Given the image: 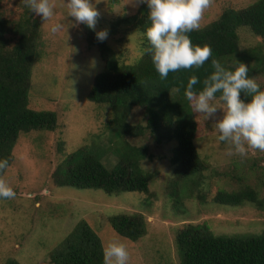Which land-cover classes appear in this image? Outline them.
<instances>
[{"label":"rangeland","instance_id":"rangeland-1","mask_svg":"<svg viewBox=\"0 0 264 264\" xmlns=\"http://www.w3.org/2000/svg\"><path fill=\"white\" fill-rule=\"evenodd\" d=\"M255 0H210L202 14L200 26L218 16L225 7H245ZM54 15L48 20L33 13L25 0H0L4 17L17 19L31 14L39 21L41 45L32 65L28 106L35 110H49L57 114L55 130H28L19 133L12 147V160L0 171L13 188L14 198H0V264L8 258L20 264H52L49 251L83 219L99 236L103 249L109 241L118 240L129 252L128 264H180L175 245V234L186 223H206L215 234L258 233L264 230V210L250 203L227 205L212 201L218 188L230 190L247 183L264 200V151L249 150L247 155L228 154L229 145L216 138L215 119L222 113L218 109L213 117L204 120L196 112L197 133L195 145L208 162L204 185L198 189L204 200L193 193L174 201L169 197L168 180L173 178L170 162L175 140L156 143L145 136L126 137V141L146 144L152 158H144L141 165L154 173L149 192L123 191L107 194L101 189L55 186L50 179L53 167L64 155L82 146H111L105 123L110 116L107 105L91 102L87 93L94 75L104 63L95 44L86 40L87 26L76 24L66 17L64 0H52ZM142 3L138 0H99L96 30L107 29L106 42L120 55L124 63L135 61L141 54L139 33L129 22L117 25L109 33L115 18L134 14ZM60 23L56 32L51 25ZM241 49L259 43L260 37L246 27H240ZM255 81L264 83V75ZM143 110L134 107L129 121H143ZM113 142V141H112ZM115 143L112 145L114 146ZM111 146V147H112ZM103 161L113 162L110 156ZM231 172L234 177L223 175ZM212 173V174H211ZM241 175L240 181L236 176ZM194 187L197 186L194 184ZM199 193V192H198ZM141 213L146 220V233L135 241L119 235L111 227L108 217L119 213Z\"/></svg>","mask_w":264,"mask_h":264},{"label":"trees","instance_id":"trees-1","mask_svg":"<svg viewBox=\"0 0 264 264\" xmlns=\"http://www.w3.org/2000/svg\"><path fill=\"white\" fill-rule=\"evenodd\" d=\"M147 12V6L142 3L134 14L115 18L110 24L109 33L117 31V25L129 22L132 29L140 34L141 54L130 63H124L106 40L98 41L94 30L87 29L86 40L89 45H96L104 63L103 69L93 77L87 99L109 107L110 116L105 128L109 132L111 146L115 145L108 148L86 145L66 153L53 167L50 179L55 186L101 189L107 194L149 192L154 173L146 171L141 160L152 158V154L145 143L135 145L125 139L148 133L156 143L176 141L170 158L173 178L168 180L169 197L177 202L180 197L192 194L193 187L197 189L196 199L203 201L205 195L198 189L209 176L205 172L210 167L194 142L198 126L196 112L183 94L184 87L188 78L196 75L199 82L193 89L198 91L202 88V81L213 70L212 58L225 66L235 65L236 61L244 63L253 79L264 75V0H255L238 9L225 7L216 18L189 32L194 44L211 47L212 56L199 68L169 72L165 79L159 77L147 52L149 44L143 36L149 24ZM240 27H246L261 41L241 49ZM40 41L36 17L25 14L14 20L0 12V158H6L8 165L20 132L55 130L58 126L55 112L28 106L32 65L39 52ZM259 85L264 89V83ZM134 107L143 110V121H129ZM107 155L113 158L112 163L103 161V156ZM223 175L230 179L234 177L226 171ZM240 177L236 176L239 181ZM212 201L227 205L250 203L264 210V200L247 183L230 190L218 188ZM108 221L115 232L132 241L146 233V220L141 213L119 212L109 216ZM175 245L180 264H264V230L215 234L206 223H186L176 231ZM103 250L97 233L81 219L48 255L52 264H104ZM5 264L20 263L8 258Z\"/></svg>","mask_w":264,"mask_h":264},{"label":"clouds","instance_id":"clouds-1","mask_svg":"<svg viewBox=\"0 0 264 264\" xmlns=\"http://www.w3.org/2000/svg\"><path fill=\"white\" fill-rule=\"evenodd\" d=\"M132 0H127L131 3ZM147 6L148 26L143 32L149 47L151 62L161 79L169 72L180 69L199 68L212 56L209 45H197L188 33L200 27V20L210 0H138ZM99 0H64L66 17H73L94 30L98 41L108 37L107 29L96 30L99 11L95 4ZM33 13L48 20L54 15L52 0H25ZM62 25H51L56 32ZM212 71L202 81V88L193 89L198 77L192 75L184 87V96L194 112L204 120L213 117L219 109L222 115L215 119L214 126L218 141L226 142L228 154L240 157L253 151H264V89L248 75L249 68L236 61L235 65L225 66L212 58ZM179 92L180 88L177 87ZM8 160L0 158V170L7 168ZM16 195L8 182L0 176V198H14ZM104 264H128L129 252L124 243L109 241L103 250Z\"/></svg>","mask_w":264,"mask_h":264}]
</instances>
